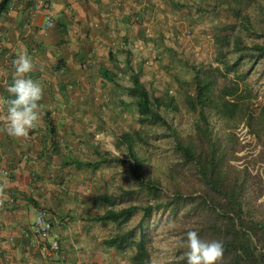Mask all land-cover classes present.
<instances>
[{
	"label": "crops",
	"instance_id": "obj_1",
	"mask_svg": "<svg viewBox=\"0 0 264 264\" xmlns=\"http://www.w3.org/2000/svg\"><path fill=\"white\" fill-rule=\"evenodd\" d=\"M42 1L48 6L35 10L34 0H10L0 12V169L6 170L0 175V264L97 260L99 247L87 237L96 204L84 180L85 162L98 155L89 132L113 110L112 86L122 80L116 68L125 67L124 51L152 80L145 50L167 44L161 34L176 43V20L183 18V25L196 20L185 19L182 9L191 0ZM48 18L53 25L46 26ZM25 51L35 63L27 77L41 83L44 95L37 127L27 138H15L6 131V102L17 77L14 61ZM102 68L114 73L113 80L100 73ZM122 75L129 78L128 72ZM40 208L49 210L50 239L60 243L53 253L40 252L33 231Z\"/></svg>",
	"mask_w": 264,
	"mask_h": 264
},
{
	"label": "trees",
	"instance_id": "obj_2",
	"mask_svg": "<svg viewBox=\"0 0 264 264\" xmlns=\"http://www.w3.org/2000/svg\"><path fill=\"white\" fill-rule=\"evenodd\" d=\"M9 1L1 0L0 12L6 10ZM229 3L233 4L235 15L244 30H263L258 25L254 26L250 15L251 9L263 14L258 0H229ZM214 44L219 47L215 60L223 68L199 67L191 83L193 90L183 93L182 105L174 95H151L139 76L140 68L131 64L130 51H124L125 68L129 73L126 91L138 114L137 121L167 129L173 136V148L178 153L181 165H190L195 178L186 188L179 176L173 178L178 173L177 168H171V188L160 187L159 181L145 178L142 169L144 159L138 149L145 138L140 131L124 132L118 136L116 147L124 146L130 159L127 162L130 177L140 188L155 194L158 201L131 203L118 209L109 207L90 220L114 225L110 234L102 239L101 245L116 252L131 251L130 264H151L144 222L156 211H169L175 215L180 212L184 233L195 230L202 239L222 241L224 253L217 264H264V210L260 213L254 204L258 197L254 191L256 181L246 171L231 164L230 161L236 159L237 145L233 135L215 131L210 121L214 117L224 126H231L234 122L245 120L257 134L264 150V103L253 107L251 100L254 95L246 88L245 73L241 75L238 69L244 55L253 63L264 58V42L249 46L243 42L242 35L222 28L214 37ZM231 52H238L239 56L228 63L226 57ZM99 71L113 80L112 71L106 68ZM228 73L235 75L229 84L217 85V76ZM186 116L193 117L192 127L188 131L176 127V122L181 123ZM49 131L53 134L54 128H49ZM96 153L97 159L85 162L87 166L125 162L119 157H109L107 153ZM195 190L198 194H194ZM98 198L99 202L113 203L107 194H101ZM137 213H141V218L136 227L124 229Z\"/></svg>",
	"mask_w": 264,
	"mask_h": 264
},
{
	"label": "rangeland",
	"instance_id": "obj_3",
	"mask_svg": "<svg viewBox=\"0 0 264 264\" xmlns=\"http://www.w3.org/2000/svg\"><path fill=\"white\" fill-rule=\"evenodd\" d=\"M258 1L264 11V0ZM182 9H186L187 17L185 19H196L195 23L183 25V18H180L179 21L176 20L174 26L178 32L174 39L176 43H172L171 37L161 34L162 40L166 39L167 42L166 40L164 42L167 44H160L162 45L160 48H157L158 46L155 44L154 48L146 49V53L144 52L145 56L143 57L151 59L148 72L152 73V80H149L148 76L144 78L139 73L151 95H174L181 105L183 93L193 90L191 83L199 67L202 66L203 69L208 66L223 68V65L215 60L219 47L214 44V37L219 34L220 29L224 28L242 35L243 42L249 46L253 43L264 42V18L259 20L260 17H264V12L260 15L259 11L251 9L250 15L254 26L258 25L263 28L262 31L254 32V29L246 31L242 28L235 15V8L232 3H229V0H191L185 3ZM193 14L196 16L194 17ZM164 25L163 29H166V24L164 23ZM169 29L170 27H167L168 31H170ZM238 56V52H231L228 53L226 60L228 63H232ZM238 65L239 73L241 75L245 73L246 88L250 89L254 95L251 100L253 107L263 104L264 58L253 63L252 59L244 55ZM116 69H119L122 74L127 72L124 66ZM122 74V80H118L112 86L116 89L113 94V110H109L110 112L105 115V120H102L104 123L99 124L98 128L95 127L88 136L94 151L101 154L107 153L109 157H119L125 161L111 165L89 166L88 174L84 175V180L93 195L92 200L96 204V215H100L109 207L118 209L131 203L145 204L158 201L155 194L140 188L137 182L130 177L127 164L130 159L127 158L126 148L124 146L116 147V144L119 143L118 136L121 133L138 130L145 138V142L140 147L138 146L144 159L142 169L145 178L159 181L160 187L171 188L170 169L177 168L180 174L175 173L173 178L179 176L181 184L186 188H189L190 182L195 179L190 165H181L178 153L173 148L174 139L171 133L164 127L148 126L137 121L138 114L126 91L129 78L125 79ZM233 77L235 75L232 73H228L226 76L219 75L216 78V84L219 86L225 83L229 84ZM210 121L215 131L225 135L231 133L235 138L236 159L230 162L239 170L246 171L256 181L254 191L258 197L254 204L261 213L264 210L263 144L245 120L234 122L231 126H224L214 117ZM192 123L193 117L186 116L181 123L176 122V127L180 126L188 131L192 127ZM245 127H247V131H244ZM79 183L85 185L82 181ZM195 186L198 187V185ZM101 194L109 195L113 203L99 202L98 197ZM194 194H198V191L195 190ZM140 218L141 213L134 215L124 229L136 227ZM182 224L180 212L175 215L169 211H156L150 219L145 220L144 226H146L151 264H185L184 253L188 250L185 242L187 233L182 231ZM113 229L114 225L110 222L90 221L87 234L90 239L88 243H94L99 249L95 250L98 254L97 260L90 258L85 260L84 264H130L131 251L116 252L101 248V239L109 235Z\"/></svg>",
	"mask_w": 264,
	"mask_h": 264
},
{
	"label": "clouds",
	"instance_id": "obj_4",
	"mask_svg": "<svg viewBox=\"0 0 264 264\" xmlns=\"http://www.w3.org/2000/svg\"><path fill=\"white\" fill-rule=\"evenodd\" d=\"M14 67L17 77L8 87L12 98L6 102V131L11 137L27 138L39 123L44 88L41 83L27 77L34 70L35 63L26 51L17 57ZM186 237L185 264H217L222 258V241L202 239L195 230L188 231Z\"/></svg>",
	"mask_w": 264,
	"mask_h": 264
},
{
	"label": "built area",
	"instance_id": "obj_5",
	"mask_svg": "<svg viewBox=\"0 0 264 264\" xmlns=\"http://www.w3.org/2000/svg\"><path fill=\"white\" fill-rule=\"evenodd\" d=\"M49 2L42 0H34L33 8L35 10L48 6ZM53 25V20L48 18L46 26ZM36 52V49L33 50ZM243 127V125H241ZM247 131V127L244 128ZM6 172L5 169H0V175ZM0 196H1V181H0ZM52 228L49 210L40 208L33 222V231L40 242L39 250L42 254L56 252L60 248V243L57 239H50V231Z\"/></svg>",
	"mask_w": 264,
	"mask_h": 264
}]
</instances>
